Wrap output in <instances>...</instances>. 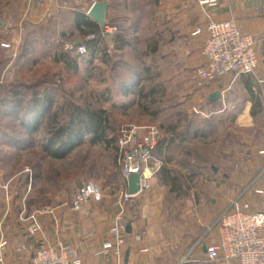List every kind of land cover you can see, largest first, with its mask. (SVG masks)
<instances>
[{
	"label": "rangeland",
	"instance_id": "374dc122",
	"mask_svg": "<svg viewBox=\"0 0 264 264\" xmlns=\"http://www.w3.org/2000/svg\"><path fill=\"white\" fill-rule=\"evenodd\" d=\"M94 1L105 0H83L82 8L81 0H77L75 3H79L78 6L71 4L70 8L73 11L70 12H81L82 9L86 13ZM108 1L110 2L108 25L128 28L131 46L122 57H117L114 53L109 63L102 64L100 57H96V62L92 60L89 61L90 64L81 63L79 70L74 71L66 63L54 62V57L65 51L67 45L75 46L78 41L81 44L85 42L78 38L72 16L65 15L62 18L63 30L58 29L61 23L52 24L48 28H38L25 20L26 17L29 18L25 14L29 0H0V101L5 95L1 87L11 88L14 83L20 82L26 85L41 83L39 89L47 88L53 99L52 112L59 110L63 104L67 103L103 109L108 114L110 134L120 133L122 129H127L129 126L157 127L162 123L173 124L176 121H179L180 128L183 129L187 127V120L194 122L193 130L200 128L208 130L210 122L214 123L213 119L217 116L209 120L205 118L207 111L203 112L200 109L206 110V100L203 102L201 98L192 100L193 92L186 90L181 82L171 79L173 72L167 65L163 67L161 56L150 53L157 41L156 37L150 36L151 32L148 28V19L151 20L154 15L152 12L154 0ZM146 6L149 14L143 17L141 8ZM136 7L137 11L133 16H129L132 9H136ZM124 9L127 10V13L124 12ZM143 18L148 20L144 21V25ZM64 43L67 45L62 48L61 45ZM26 45H31L30 50L32 51L28 63L20 60ZM72 52L77 53L76 51ZM88 55L84 56L85 60ZM119 60L130 62L139 74L136 75L139 85L134 87L126 97L123 95L122 83L128 73L125 68L118 67V70L117 67L114 68ZM147 67L150 69L149 74L145 72ZM140 89H144L145 93L154 91L155 95L148 101L141 99L138 96ZM147 107L149 113L143 110ZM7 111L8 108L0 106V141H2V143L0 142V165L5 170L6 180L11 181L15 195L23 199L26 205V215L35 213L41 217L47 215L48 211L56 206H64L68 212L76 198L78 189L83 183H89L101 194L103 200L100 203H90L86 208L85 216L91 217V215L102 213L108 218L106 221L110 223L114 213L113 193L122 185L119 169L116 166L115 148H107L101 144L92 145L86 139L82 145L74 148L65 159H52L41 151L42 145L48 137L46 119L35 134L25 135L19 125V118L8 116ZM192 111L195 114L190 120L189 113H193ZM154 113H158V115L154 117ZM64 115V113L58 112V119L62 123L66 120ZM222 117L217 124L219 131L215 134L218 138L224 137L227 131L226 133H229L227 140L232 148H235L239 139L245 145L253 140H264V136L251 137L242 132H239L238 135L233 134L234 130L229 131L233 122V114ZM218 119L217 117L216 120ZM210 141H199L193 148L190 147L196 154L201 152L206 160L202 164L205 166L207 162H218L211 157L206 148L202 147V145L209 144ZM181 153L183 158H176V154L170 156L175 159L171 170L177 175H185L189 181L188 184L180 180L181 193H171L169 189L163 188L158 176L149 193L139 196L141 199L148 200L150 197L146 213L148 216L153 215L152 209H154L158 210V214L165 221L167 220L165 234L178 236L190 234L189 229L188 231L183 229L188 215L186 207L190 201L195 203L196 208L198 205V212L203 210L207 215H210L207 227L213 229L225 211L223 209H227L228 206L215 209L212 199L218 200L219 196L223 194L228 205V201H232L235 197V194L227 189L221 194L208 189L207 183L211 180L209 168L205 172H200L199 176L189 174V168L196 164L191 163V159H186L185 151L181 150L180 155ZM220 179L222 180V178ZM155 205H158L159 208H155ZM141 209V202H132L128 207L127 222L130 221V213L132 216H137ZM79 218L74 221L73 217L68 215L70 223L67 226L72 228L76 224L81 230V214H79ZM203 230H198V235L203 233ZM188 261L189 264H200L195 263L193 258ZM211 264H236V262L220 261Z\"/></svg>",
	"mask_w": 264,
	"mask_h": 264
},
{
	"label": "crops",
	"instance_id": "0c3cea01",
	"mask_svg": "<svg viewBox=\"0 0 264 264\" xmlns=\"http://www.w3.org/2000/svg\"><path fill=\"white\" fill-rule=\"evenodd\" d=\"M75 1L77 0H29L28 9L25 11L29 18L26 17L25 20L38 28H48L52 24L61 23L58 29L63 30L62 18L65 15L74 18V12H70L73 11L70 6L71 4L78 6L79 3ZM198 1L154 0L152 11L154 15L151 20L148 19L150 36L157 39L155 54L161 56L163 67L167 65L171 68L173 72L171 79L181 82L186 90L193 92L192 100L200 98L202 102L206 100V110H200L207 111L205 115L207 120L214 116L219 118L216 120L217 117H215L214 123L210 122V128L206 130V137L203 140L194 139L185 145H177L169 149L166 153L169 160L166 161V167L171 170L175 161L170 157L171 154H176V158H183V154L180 155L181 150L188 151L199 141L211 140L209 144L202 145L209 151L211 157L218 161L217 163L207 162L206 166H201V172L209 168L211 173V180L207 183L208 189L220 194L227 189L235 194L233 200L243 194L244 200L256 206L260 203L261 196L254 192L258 189L264 190V140L252 139L253 141L245 145L239 139L235 148H232L227 140L229 136L227 131L224 137L219 138L215 133L219 131L217 124L223 118L222 116L233 114L231 129L229 128V131L234 130L233 134L238 135L242 132L251 137L264 136V0H217V6L214 8L200 6ZM95 2L98 1H94L87 12ZM80 4L82 8L83 0ZM137 9V7L132 9L129 16H133ZM147 10V6L141 8L143 17L149 14ZM81 12H83L82 9ZM124 12L127 13V10ZM148 20L143 18V25L144 21ZM208 20L232 21L243 34L255 39L259 51V66L255 74L228 76L208 86H200L193 81L192 73L202 63V48L205 41L204 33L197 36L193 33L198 28L204 27ZM66 45L64 43L61 47ZM65 51L67 52L66 48ZM123 54L118 51L115 53L117 57ZM86 58L85 60L84 57L83 61L79 60V67L81 63L90 64L92 57L88 55ZM93 60H97L96 57H93ZM100 60L102 61V57ZM216 92L221 94V98L210 102V97ZM253 110L257 113L254 117L252 116ZM192 112L189 113L190 120L195 114L194 111ZM199 154L192 153L188 156L186 152V159H191V163L194 164L202 158L200 164H204L206 160L201 152ZM5 174V170L0 165V245L6 242L3 250L4 264H33L34 250L44 244L54 247L60 244L64 247H73L81 255L84 264H189L190 258H193L195 263L208 264L205 262L204 242L202 244L198 242L210 230L207 227L210 215L203 210L198 212V205L197 208L195 205V209L193 208L187 215L185 228L183 227L185 231L189 229L190 234L178 236L165 234L164 229L168 223L158 214V210L152 209L154 213L151 216L146 214L150 197L149 200L141 199L139 196L135 197L133 202L139 201L142 204V209L139 210L141 215L132 216L130 213L132 219L130 217L128 225L131 226V234H128V243L122 251L121 258L104 257L98 256L97 252L102 243L109 238L108 231L111 222H107L108 218L102 213L91 215V217L81 213V230H79L76 224L72 228L67 226L70 223L68 215L77 221L80 219L79 214L71 208L67 212L64 206H56L51 208L47 215L40 217L44 227L43 235L30 238L27 235L26 205L22 198L15 195L11 181L6 180ZM157 177L153 178L152 186ZM161 185L170 190V187L162 183ZM102 198L100 196L96 203H100ZM228 202L227 205V199L223 194L218 200L212 199L215 209L226 208L231 203V201ZM199 207L202 208V206ZM155 208H159L158 205H155ZM187 210L188 207H186ZM200 229L204 230L198 235ZM136 235L142 236V244L135 242ZM22 246H27V249L18 252ZM143 246L150 249L149 254L140 255L138 253L137 248Z\"/></svg>",
	"mask_w": 264,
	"mask_h": 264
},
{
	"label": "built area",
	"instance_id": "2783aa9c",
	"mask_svg": "<svg viewBox=\"0 0 264 264\" xmlns=\"http://www.w3.org/2000/svg\"><path fill=\"white\" fill-rule=\"evenodd\" d=\"M200 6L214 8L217 0H199ZM118 28L107 25L98 36L86 37L85 43L98 41L101 49L106 45V53H116L114 38ZM204 33L202 63L194 69L192 79L200 86H208L220 82L228 76H245L256 73L259 66V51L255 39L243 34L232 21L216 22L208 20L204 27L198 28L193 35ZM66 50L76 51L85 56L89 54L86 44L79 47L67 45ZM100 51L95 57H102ZM162 133L156 126L132 127L122 129L117 140L118 152L116 166L120 171L122 185L113 193L114 213L109 228V238L104 241L97 255L120 259L122 251L128 243L127 216L128 207L135 197L147 194L152 187V180L162 167V163H153V151L157 147ZM139 175V194L135 197L128 194L127 180L129 175ZM254 194L261 196L256 206L244 200V196L236 197L221 214L215 228L210 229L200 240L205 246V262H229L236 264H264V190L258 189ZM101 194L89 183H83L78 189L71 209L78 214H86L87 206L96 203ZM194 202L190 201L187 214L193 210ZM27 235L37 238L43 235L44 227L37 214L27 217ZM134 240L142 244V236L136 235ZM6 242L0 245V264H4L3 250ZM22 246L18 250H26ZM140 255L149 254L148 247H138ZM33 264H84L81 255L73 247H57L39 245L33 253ZM119 264V263H111Z\"/></svg>",
	"mask_w": 264,
	"mask_h": 264
},
{
	"label": "trees",
	"instance_id": "16d2710c",
	"mask_svg": "<svg viewBox=\"0 0 264 264\" xmlns=\"http://www.w3.org/2000/svg\"><path fill=\"white\" fill-rule=\"evenodd\" d=\"M74 26L82 42L86 37L90 35L98 36L101 32L100 26L93 22L86 13L80 11L74 12ZM117 28L118 33L114 38L115 49L123 54L131 46V40L128 38L129 29L123 27ZM83 44H86L89 56L92 57L91 60H93V57L100 51L103 52L102 61L104 63H109L111 60L112 57L106 53L108 49L106 45H103L100 49L98 41L84 42ZM30 46L31 45H26L25 52L20 57V60L24 61V63L30 61L32 53ZM156 52L157 47L154 45L150 53L155 54ZM80 59L83 61L84 57L75 52L62 51L60 55L54 57V62L66 63L74 71H78ZM116 67L117 70L118 67L125 68V71H127L126 73H128L127 76L124 77L125 81L122 83L123 95L126 97L134 87L139 85L138 76H136L139 75L138 70L126 60H119L114 68L116 69ZM145 72L147 74L150 73L149 67L145 69ZM14 85L11 86V88L1 87L5 95L0 101V106L8 108V116L19 118V125L24 130L25 135L35 134L41 123L46 119L48 137L42 145L41 150L44 155L52 159L63 160L74 148L82 145L86 139H88L92 145L101 144L107 148H115L117 155V140L119 138V133L110 134V122L105 110L95 109L90 106L81 107L67 103L65 105L63 104L59 110L52 112L51 109L54 105L53 99L49 95V90L47 88L43 90L39 89L42 85L41 83L26 85L20 82L14 83ZM154 95V91L145 93L144 89H140L138 96L148 101L153 98ZM143 110L149 113L148 107L143 108ZM58 112L66 115H64L66 120L63 123L58 119ZM157 115L158 113L153 114L154 117ZM256 115V111L253 110L252 116L254 117ZM193 126L194 122L189 120H187V127L183 129L180 128L179 121L173 124L162 123L157 126L162 133V137L153 151V163H162V167L156 176L160 177V181L164 186L170 187L171 193H181L180 180L186 183H189V181L186 176L177 175L166 167V161H169L166 153L169 149H172L173 146L185 145L191 140H203L206 137L205 129L200 128L193 130ZM130 128L132 127L129 126L127 129ZM190 150L185 151V154L187 152L189 156L194 153H191L192 150ZM200 159L195 163V166L189 168V174L193 176L200 175L202 171ZM120 176L119 171V177Z\"/></svg>",
	"mask_w": 264,
	"mask_h": 264
},
{
	"label": "water",
	"instance_id": "95a60500",
	"mask_svg": "<svg viewBox=\"0 0 264 264\" xmlns=\"http://www.w3.org/2000/svg\"><path fill=\"white\" fill-rule=\"evenodd\" d=\"M110 7V2L108 0L102 1V2H95L89 11L87 12V16L96 24L100 26L101 29L105 28L108 25L107 21V15L108 10ZM81 42L75 44L76 46H79ZM221 98V94L219 92L214 93L210 97V102L217 101ZM215 171V169H213ZM128 185V194L130 196H137L139 194L140 188H139V175L138 174H131L128 177L127 180ZM127 233L131 234V226H127Z\"/></svg>",
	"mask_w": 264,
	"mask_h": 264
}]
</instances>
